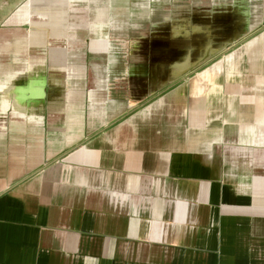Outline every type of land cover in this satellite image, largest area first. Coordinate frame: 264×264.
Instances as JSON below:
<instances>
[{"label":"crops","instance_id":"obj_1","mask_svg":"<svg viewBox=\"0 0 264 264\" xmlns=\"http://www.w3.org/2000/svg\"><path fill=\"white\" fill-rule=\"evenodd\" d=\"M0 264H264V0H0Z\"/></svg>","mask_w":264,"mask_h":264}]
</instances>
